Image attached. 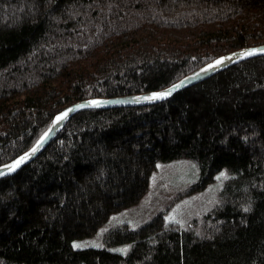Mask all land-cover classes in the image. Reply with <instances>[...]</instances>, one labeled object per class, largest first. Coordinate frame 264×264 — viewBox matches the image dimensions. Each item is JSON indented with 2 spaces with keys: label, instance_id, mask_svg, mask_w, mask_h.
Segmentation results:
<instances>
[{
  "label": "trees",
  "instance_id": "trees-1",
  "mask_svg": "<svg viewBox=\"0 0 264 264\" xmlns=\"http://www.w3.org/2000/svg\"><path fill=\"white\" fill-rule=\"evenodd\" d=\"M264 44V0H0V166L66 107L171 86ZM193 161L218 201L187 225L109 227L160 162ZM0 264H264V56L151 106L77 113L0 179Z\"/></svg>",
  "mask_w": 264,
  "mask_h": 264
},
{
  "label": "rangeland",
  "instance_id": "rangeland-1",
  "mask_svg": "<svg viewBox=\"0 0 264 264\" xmlns=\"http://www.w3.org/2000/svg\"><path fill=\"white\" fill-rule=\"evenodd\" d=\"M228 178V170L224 168L217 173L212 183L201 190H191L192 184L199 179V171L193 161L181 158L160 162L151 174L148 189L140 201L113 213L94 238L79 240V245L98 246L109 227L128 223L132 228H137L160 213L167 221L187 225L218 201L219 193Z\"/></svg>",
  "mask_w": 264,
  "mask_h": 264
},
{
  "label": "water",
  "instance_id": "water-1",
  "mask_svg": "<svg viewBox=\"0 0 264 264\" xmlns=\"http://www.w3.org/2000/svg\"><path fill=\"white\" fill-rule=\"evenodd\" d=\"M253 49H256L257 51L252 52ZM260 49H264V44L241 48L231 53L222 55L162 90L110 98L95 97L74 103L63 109L54 117L49 129L41 136L34 146L14 160L0 166V179L15 174L23 166L34 161L42 153V151L60 134L72 117L77 113L93 109L151 106L164 102L178 92L201 83L236 64L248 59L264 56V51H260ZM222 57L225 59L221 60ZM217 61L220 62L217 63ZM210 65L211 67H209ZM153 93H167V95L162 97H154ZM95 101H99V103H94ZM64 113H66V116L61 117V114ZM58 117L61 118L58 119ZM21 158H23V160H21Z\"/></svg>",
  "mask_w": 264,
  "mask_h": 264
},
{
  "label": "snow or ice",
  "instance_id": "snow-or-ice-1",
  "mask_svg": "<svg viewBox=\"0 0 264 264\" xmlns=\"http://www.w3.org/2000/svg\"><path fill=\"white\" fill-rule=\"evenodd\" d=\"M255 51H257L256 49H253L252 50V52H255ZM260 51H264V49H260ZM223 59H225V58H221V60H223ZM220 61H217V63H219ZM209 67H211V65L209 66ZM164 95H167V93H153V96L154 97H162V96H164ZM94 103H99V101H95ZM70 111V110H69ZM63 116H66V113H64V114H61V117H63ZM61 117H58V119L59 118H61ZM35 150V149H34ZM21 160H23V158H21Z\"/></svg>",
  "mask_w": 264,
  "mask_h": 264
}]
</instances>
